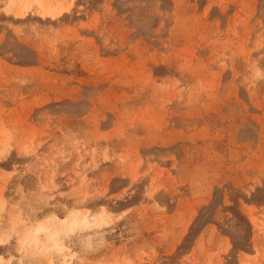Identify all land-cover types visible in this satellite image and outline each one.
<instances>
[{"label":"rangeland","instance_id":"obj_1","mask_svg":"<svg viewBox=\"0 0 264 264\" xmlns=\"http://www.w3.org/2000/svg\"><path fill=\"white\" fill-rule=\"evenodd\" d=\"M0 264H264V0H0Z\"/></svg>","mask_w":264,"mask_h":264},{"label":"bare ground","instance_id":"obj_2","mask_svg":"<svg viewBox=\"0 0 264 264\" xmlns=\"http://www.w3.org/2000/svg\"><path fill=\"white\" fill-rule=\"evenodd\" d=\"M10 2H12L13 0H9ZM34 2L35 1H37V0H33ZM31 2V1H30ZM41 5V4H40ZM43 5V4H42ZM42 5H41V7H42ZM28 6V4L26 3L24 6H23V8H22V10H25V8ZM45 6V5H44ZM61 12V10L60 9H56V8H49V7H42L41 8V13L43 14V15H49V16H54V15H57V14H59ZM74 218V217H73ZM72 222L73 223H77L78 222V220L76 219V218H74L73 220H72ZM41 230H44V228L43 227H41V226H39L38 228H36L35 229V233H37L38 231H41ZM35 233H34V235H35ZM36 237V236H35ZM34 239H36V238H34Z\"/></svg>","mask_w":264,"mask_h":264}]
</instances>
